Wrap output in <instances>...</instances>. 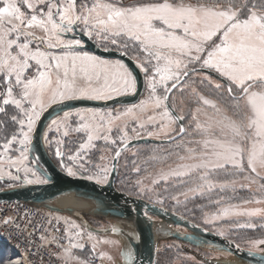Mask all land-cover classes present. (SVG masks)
<instances>
[{
    "label": "snow or ice",
    "instance_id": "obj_1",
    "mask_svg": "<svg viewBox=\"0 0 264 264\" xmlns=\"http://www.w3.org/2000/svg\"><path fill=\"white\" fill-rule=\"evenodd\" d=\"M85 37L105 53L130 58L139 73L123 58L86 50ZM140 74L143 95L135 103L117 108L69 103L140 95ZM185 93L194 107L186 109ZM53 105L64 106L62 115L41 135L69 177L110 185L134 141L167 142L169 149H153L144 163L174 160V166L136 179L137 195L150 192V202L163 203V193L146 179L153 186L177 181L173 189L182 190L168 198L178 204L181 197L186 203L207 195L202 221L218 223L215 234L229 245L218 251H246L259 257L255 264H264V236L245 239L244 247L228 239L237 229H264V0H0V181H10L8 188L49 182L32 153L38 125ZM94 151L101 152L99 162L92 159ZM141 170L132 161V171ZM238 188L251 195L239 203L232 202L235 196L211 197L215 190ZM209 206L215 210L204 211ZM143 216L155 223L147 211ZM61 223L62 235L40 236L60 249L55 253L60 264H95L97 258L117 264L98 247H119V241L97 232L128 235L124 229H92L86 221L50 215L46 232H60ZM131 235L140 238L138 232ZM25 244L31 241L25 238ZM121 251L123 264H135L131 244ZM0 264H29L27 247L24 256L0 258Z\"/></svg>",
    "mask_w": 264,
    "mask_h": 264
},
{
    "label": "water",
    "instance_id": "obj_2",
    "mask_svg": "<svg viewBox=\"0 0 264 264\" xmlns=\"http://www.w3.org/2000/svg\"><path fill=\"white\" fill-rule=\"evenodd\" d=\"M87 41V38H84ZM86 50L92 51L98 55L106 58H123L129 67L137 74L139 70L136 69L135 63L128 57H120L119 53L112 52L111 54L103 52L102 48H97L91 41H87ZM140 80V94L143 90L142 74L139 75ZM140 95L128 96L118 98L116 101L108 102H69L74 107H109L114 104H129L138 100ZM63 105H53L42 117L39 125L37 135L33 144V155L39 156L40 164L47 170L50 180L44 185H23L16 188L0 189V201L3 200H18L23 201L29 205L36 207H43L51 212L66 214L73 217L79 223L86 221L92 229H101L105 227H97L91 225L85 218V215L100 216L112 219L113 225L124 229L128 235L121 233L97 232V234H116L121 236L124 248L126 243L131 244L136 252L135 264H154L156 258V249L159 239L175 238L183 242L184 248L194 254L197 258L208 263L216 264H249V261H255L259 257H249L245 252H236L234 249L228 256H220L208 258L191 249L188 245L196 247H211L217 250L228 248L227 240L215 232L209 230L204 232L205 227L193 228L192 224H197L188 218L182 220L180 214L175 213L165 207L154 204L150 200L142 197L134 196L121 191L115 187V179L117 173L115 172L111 179V184L100 187L93 182L86 179L69 177L63 170H61L47 155L42 133L47 123L62 113ZM165 143L152 139L145 138L143 140L134 141L132 145L140 143ZM131 145V146H132ZM92 197L86 198L85 195ZM135 209V211L133 210ZM166 209V211H164ZM147 211L148 215L152 217L154 224L145 219L143 212ZM112 225V226H113ZM163 226V227H161ZM111 226H107L110 228ZM138 232L140 238H134L131 233ZM189 235L196 233L197 236L191 240L181 233ZM229 239V238H228ZM206 241V242H205ZM117 264H123L122 251L120 258L116 259Z\"/></svg>",
    "mask_w": 264,
    "mask_h": 264
},
{
    "label": "rangeland",
    "instance_id": "obj_3",
    "mask_svg": "<svg viewBox=\"0 0 264 264\" xmlns=\"http://www.w3.org/2000/svg\"><path fill=\"white\" fill-rule=\"evenodd\" d=\"M126 1V0H124ZM125 3V2H124ZM40 34V33H38ZM202 91H204L205 93L208 92V88L207 86H205ZM143 95V90L138 98V100L140 98H142ZM185 106L186 109L189 107H194V105H190L187 103V100L189 99V94L185 93ZM137 100V101H138ZM135 101V102H137ZM133 102V103H135ZM132 104V103H129ZM123 105L126 104H114L109 106V108H117V107H122ZM59 115H62V113H60ZM56 117V116H55ZM54 117V118H55ZM52 118V119H54ZM51 119V120H52ZM50 120V121H51ZM50 121L47 123V125L50 123ZM185 123L187 124V120L185 121ZM47 125L44 129V131L47 128ZM52 135H55V133H51L50 134V138ZM44 145L50 149L45 143ZM98 147H103L102 144H98ZM171 147L170 144H162V143H157V144H151V145H132L130 146V150L123 153L120 160L117 163V179L123 183V186L125 187V183L128 184L129 186H126L128 189H132V192L134 193V196H138V197H151L152 193L148 192V193H144L141 195H137V192L134 188V181L136 179H139L141 177H147L148 172H153L158 170L160 167H164L165 169H167L169 164H172L174 166V160H169L166 164L164 165H159V164H152V163H148L145 164L144 161H146L148 159V157H150L152 155V150L153 149H157V148H161V149H169ZM53 150V149H50ZM136 153L135 155H133V153ZM54 154V153H53ZM106 155H108L107 153H105ZM101 155L100 151H94L92 153V159L96 162L98 161V157ZM132 161H136L137 164L140 165L141 167V171L139 174L135 173L132 171ZM146 169V170H145ZM145 183L148 184L150 187H155L157 192H161L163 193V196L167 202L168 205V201L173 202V204L171 205L174 209H178L180 211H183L182 208L187 205H193L196 209L194 210V212H191L192 214H189L190 216H194L195 220L198 221L200 226H203L205 228H208L209 230L215 232V229L217 227H219L218 223H214V224H204L202 221V211L200 206L202 205H208V196H204L201 198H190L186 203L183 202V197H181V203H177L176 201H173L171 199L168 198V193H173L174 191H178V190H182V189H173V185H175L177 183V181L172 180L170 183H165L164 181H160L157 185L153 186L151 185V180L150 179H146ZM167 189L168 191L165 192L164 190ZM225 196V197H231V196H235L236 199L232 200L233 203H239V201L241 199H245L248 198L251 194L248 190H244V189H237V191L235 193H233L231 190L225 191V192H220L219 190H215L211 193V197L212 199H216L219 196ZM257 205H249V207H254ZM215 210V208L213 206H209L207 208L204 209V211H213ZM53 216L55 215H61V216H67L70 217L72 219H74L73 217L66 215V214H61V213H57V212H50ZM94 222V224L96 226L99 227H107V226H112L113 225V220L110 218H97V217H93L91 218ZM246 218L241 217L240 218V222L243 223L244 220ZM75 220V219H74ZM77 221V220H76ZM253 222L259 224L260 221L254 220ZM77 223H79L77 221ZM98 236L101 237H108L110 239H115L119 241V247H113L111 245H101L98 247V251L99 250H105L108 251L110 255L113 256L114 260L116 261V259L120 258V252L123 246V241L121 236L116 235V234H106V233H102V234H97ZM261 236H264V229H260V228H256V229H237L231 233H229L228 238L235 240L237 243H241L242 247H244L243 245V241L249 237L252 238H259ZM181 244L183 245L184 243L179 241V240H175V239H167L165 238L164 240H161L158 242V250L160 252V256L158 255V261L160 260V263L158 264H199V262L195 259V257L189 253V252H185L184 249L182 248ZM88 248H90V245L87 246ZM7 250L12 251V249L10 247H6ZM197 250H199L200 252L204 253L205 255L209 256V257H220V256H228L227 252H222V251H218L217 249H206V248H196ZM80 255H86L87 251L85 252H80L78 253ZM99 259V258H97ZM101 260V259H100ZM95 264H109L108 261H102L101 263L96 262Z\"/></svg>",
    "mask_w": 264,
    "mask_h": 264
},
{
    "label": "built area",
    "instance_id": "obj_4",
    "mask_svg": "<svg viewBox=\"0 0 264 264\" xmlns=\"http://www.w3.org/2000/svg\"><path fill=\"white\" fill-rule=\"evenodd\" d=\"M50 212L43 207L32 206L23 201H0V244L10 247L18 257L25 255L27 247L29 264H60L55 255L60 249L55 244H49L40 239L42 234L47 237L63 234L62 223L59 225L60 232H56L55 229L46 232L47 221L50 215L53 216ZM6 218H10L14 223L4 224L3 221ZM17 224L20 226V231H23V235L16 229ZM25 238H28L31 244L26 246ZM96 262L101 263V260L96 259Z\"/></svg>",
    "mask_w": 264,
    "mask_h": 264
},
{
    "label": "trees",
    "instance_id": "obj_5",
    "mask_svg": "<svg viewBox=\"0 0 264 264\" xmlns=\"http://www.w3.org/2000/svg\"><path fill=\"white\" fill-rule=\"evenodd\" d=\"M124 2H125V4H127V3L130 2V0H126V1H124ZM151 144H157V143L147 142V143H140V144H138V145H145V146H146V145H151ZM162 144H168V143L165 142V143H162ZM44 146H45V145H44ZM45 149H46L47 153L49 154V156H50V157L52 158V160L54 161V163H55L57 166H59L58 161H57V158H56V157L54 156V154H53V150L48 149L46 146H45ZM59 168H60V166H59ZM60 169H61V168H60ZM9 183H10V181H8L7 179H5V180H3V181H0V189H3V188L8 187V184H9ZM126 186H129V185L125 183V187H124V186H123V183H121V182L117 179V175H116V179H115V187H116L117 189L121 190V191H124V192H126V193H128V194L133 195L134 193L132 192V189H131V188L128 189ZM142 198L147 199V200H150V199H149L150 197H142ZM166 200H167V199L163 198V203H162V204H159V205H161V206L165 207L166 209H169V210H171V211H173V212H175V213H178V214H180V215H183L184 217L188 218L189 220H191V221H193V222L199 224L198 221L195 220L194 216H190V215H189V214H192L191 212H194V210L196 209L192 204H191V205H187V206H185V208L183 207V208H182L183 211H180V210H178V209H174V208L171 206V205L173 204V202H171V201H168V205H167ZM93 217H94V216H93ZM95 217H97V218H102V217H100V216H95ZM85 218H86V220H87L91 225L96 226V225L94 224L93 220L91 219V218H92V215H85ZM97 227H99V226H97ZM167 239H175V238H167ZM161 240H164V239H159L158 242L161 241ZM175 240H177V239H175ZM181 246H182V248L184 249L185 252H189V253H191V252L188 251L186 248H184V246H183L182 244H181ZM187 246L190 247L191 249L195 250V251L198 252L199 254L203 255L204 257L213 258V257H209V256L205 255L204 253L200 252V251L197 250L196 248H206V249H214V248L207 247V246H204V247H196V246H192V245H188V244H187ZM6 247H7L6 245H4V244H0V258H5V259H7V258H19L18 255H17L15 252L7 250ZM157 247H158V243H157ZM191 254H192V253H191ZM158 255L160 256V252H159V250H158V248H157V249H156V258H155V262H154V264H158V263H160V260L158 261V258H157ZM192 255H193V256L195 257V259L199 262V264H216V263H208V262H206V261H203V260L197 258L194 254H192ZM215 258H217V257H215Z\"/></svg>",
    "mask_w": 264,
    "mask_h": 264
},
{
    "label": "flooded vegetation",
    "instance_id": "obj_6",
    "mask_svg": "<svg viewBox=\"0 0 264 264\" xmlns=\"http://www.w3.org/2000/svg\"><path fill=\"white\" fill-rule=\"evenodd\" d=\"M43 143H44V141H43ZM47 152V151H46ZM47 155L49 156V154L47 153ZM50 157V156H49ZM50 159L52 160V158L50 157ZM53 161V160H52ZM54 162V161H53ZM56 165V164H55ZM57 166V165H56ZM59 167V166H58ZM62 170V169H61Z\"/></svg>",
    "mask_w": 264,
    "mask_h": 264
}]
</instances>
